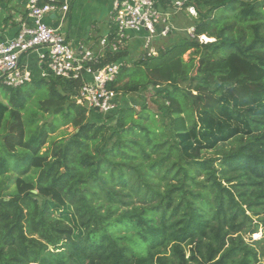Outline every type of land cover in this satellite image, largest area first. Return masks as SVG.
Here are the masks:
<instances>
[{
    "label": "trees",
    "instance_id": "1",
    "mask_svg": "<svg viewBox=\"0 0 264 264\" xmlns=\"http://www.w3.org/2000/svg\"><path fill=\"white\" fill-rule=\"evenodd\" d=\"M179 1L194 38L174 30L150 56L107 49L93 67L123 64L109 115L76 104L80 82L34 68L24 86L0 84V178L20 174L0 188V264L259 262L242 234L257 229L247 211L264 213V0ZM33 89L50 122L24 117ZM145 92L156 114L124 98ZM59 126L73 131L52 136Z\"/></svg>",
    "mask_w": 264,
    "mask_h": 264
},
{
    "label": "built area",
    "instance_id": "2",
    "mask_svg": "<svg viewBox=\"0 0 264 264\" xmlns=\"http://www.w3.org/2000/svg\"><path fill=\"white\" fill-rule=\"evenodd\" d=\"M25 0L24 12L17 22L12 39L0 38V84L7 88H18L29 83L33 73L31 68L21 62L29 53L36 54L35 68L39 78L53 76L67 81L81 83L75 102L88 112L102 116L109 115L121 107L122 97L108 88V84L117 77L121 62L98 66L107 49L117 51L128 40L127 32H143L142 48L148 56L155 55L153 45L160 39L173 34L175 27L172 17L182 10L183 2L175 1L173 11L162 12L155 6V0H116L110 16L115 28L112 35L105 36L99 42L100 51L94 53L87 49L74 50L58 28L44 23L50 14L66 15L74 0ZM192 14L194 10L188 8ZM25 16V17H24ZM0 13V35L3 29ZM188 35L194 38L193 28H187ZM111 37V38H110ZM200 37L199 39H203ZM158 39L157 41H154Z\"/></svg>",
    "mask_w": 264,
    "mask_h": 264
},
{
    "label": "crops",
    "instance_id": "3",
    "mask_svg": "<svg viewBox=\"0 0 264 264\" xmlns=\"http://www.w3.org/2000/svg\"><path fill=\"white\" fill-rule=\"evenodd\" d=\"M56 1L59 3L62 0ZM115 1L116 0H93L90 3L79 1L75 4L72 2L66 15L61 13L50 14L44 18V23L49 27L56 29L60 26L61 17H63L60 32L65 36L71 47L77 51L80 49H87L97 53L100 51V40L105 36L113 34L112 31L114 29V25L110 13ZM175 1L178 0H174L173 2ZM24 6L25 0H19L15 7L13 4H0L2 20L1 25H3L0 35L1 39L5 40L13 38L16 32L17 22L20 17L25 14ZM103 6L107 10L108 24L106 25V29L103 31V34H101L99 30L97 31L93 28V25L95 18L98 16L99 10L102 9ZM143 36V32H127L128 40L125 42V46H128L131 51V55H134L133 53L135 51H139L142 47ZM21 62L31 69L35 68L36 54L29 53L25 55L22 57Z\"/></svg>",
    "mask_w": 264,
    "mask_h": 264
},
{
    "label": "rangeland",
    "instance_id": "4",
    "mask_svg": "<svg viewBox=\"0 0 264 264\" xmlns=\"http://www.w3.org/2000/svg\"><path fill=\"white\" fill-rule=\"evenodd\" d=\"M18 1L19 0H0V4H6V5L13 4V6L15 7ZM79 1H82L84 3H90L93 0H74L73 3L75 4V3H78ZM172 1H174V0H172ZM188 14L185 11H179V12L175 13L173 15V19H171L172 24L174 25V27H175V29L179 35H183L184 30H186L187 27L192 25L191 24V21H192L191 15L192 14H190V13H188ZM192 16H196L195 12L193 13ZM94 21L95 22H94L93 28L97 31L99 30L100 33L103 34V31L106 29V25L108 24V22H107L108 21L107 10L104 6L102 9L99 10L98 16H97V18H95ZM95 30H94V32H95ZM203 37H205V36H203ZM205 38L199 39V42L200 43H206V42L213 41V39H209V38L205 39ZM157 40L158 39H155L154 41H157ZM156 44L157 43H155L153 45L154 49H155V46H157ZM189 56H190V52H187L183 56V59L185 61H187L189 59ZM135 57H136V55L134 56V58ZM131 64H129V65H131ZM43 98H44V91L43 90L33 89L32 93H31V97L26 104V108H25L26 112L24 114L25 118H28L32 113H36V114H39L37 116V119H39L41 122H43V121L50 122L51 121V117L47 116L46 113H43V115L41 116L42 112H40L39 104L43 100ZM124 98L126 100H128L129 104L132 105L138 111L141 109V105H139L140 104L139 101L142 102V99L145 98V103H146L145 106L153 114L157 113L156 104H158L161 100L160 96L158 94L153 95L150 92L143 93L141 97H138L137 95H134V94H130V95H126ZM0 100L4 101L1 94H0ZM72 131H73V129L71 128V126H59L58 130L52 136L57 137V138L66 137L68 134L72 133ZM2 133L3 132H0V144H1ZM224 148L225 149L230 148V145L226 144L224 146ZM19 176H20V174L11 170L9 173H7L5 175V177L0 178L1 179L0 188L2 189V192H1L2 195H9L10 193H12L14 191V180H15V178H17ZM246 214L251 216L254 224H257V229L252 234H249V233L242 234V237H243L244 241L246 243H249V244H253L254 242H258V244L255 245L256 249L259 251V254H260L259 262L257 264H264V255L261 254V250L264 251V224L262 221H260V220L264 219V213H260L259 215L253 216L252 213L247 211ZM260 248H262V249L260 250ZM187 255H188V250L186 251V256Z\"/></svg>",
    "mask_w": 264,
    "mask_h": 264
},
{
    "label": "bare ground",
    "instance_id": "5",
    "mask_svg": "<svg viewBox=\"0 0 264 264\" xmlns=\"http://www.w3.org/2000/svg\"><path fill=\"white\" fill-rule=\"evenodd\" d=\"M205 38V37H204ZM206 39V38H205ZM208 39V38H207Z\"/></svg>",
    "mask_w": 264,
    "mask_h": 264
}]
</instances>
